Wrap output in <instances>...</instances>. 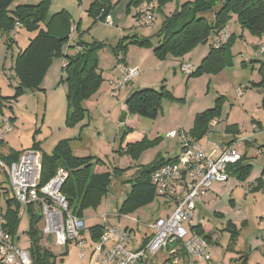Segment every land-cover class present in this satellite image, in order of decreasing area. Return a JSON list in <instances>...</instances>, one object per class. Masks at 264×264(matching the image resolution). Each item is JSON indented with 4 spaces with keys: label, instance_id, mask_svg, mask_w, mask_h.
<instances>
[{
    "label": "rangeland",
    "instance_id": "obj_1",
    "mask_svg": "<svg viewBox=\"0 0 264 264\" xmlns=\"http://www.w3.org/2000/svg\"><path fill=\"white\" fill-rule=\"evenodd\" d=\"M39 1L13 0L7 9V14L11 15L18 6L33 5ZM93 1L66 0L68 4H73L76 10L81 11H79L81 17L76 23L71 22L72 33L69 42L62 46L61 55L52 58L50 65L54 63L56 72L64 75L63 66L61 68L62 60L64 61V55L71 51L74 45L79 47L77 42L101 44L97 51L101 82L81 103L86 110L84 118L74 128L62 134L61 138L79 136V140L71 142L74 154L78 146L85 150L86 156L100 158L109 171L113 168L124 169L123 173H116L112 177L108 191L102 195L96 207L88 206L82 210V219L86 228L83 234L87 244H91L89 228L103 224L101 218L107 215V220L112 226L129 231L130 237L126 241V248L135 250L140 246L142 239L151 234L143 224L147 225L155 218L165 217L166 213L171 212L172 207L167 200L156 196L146 206L128 208L120 214L118 211L130 190L129 183L139 174L142 167L160 159L168 160L179 155L181 151L179 139L167 138V133L192 130L195 115L212 108L219 97H223L219 123L213 131L221 138L231 136L226 130L229 126L238 130L234 134L238 138L251 135L253 123L259 124L264 130V83L254 86L261 81L258 68L261 63L264 64V50L260 51L261 47L264 48V38L242 28L236 15L232 14L226 25L231 38L229 44L231 65L217 74L203 73L189 77L181 72V65L200 64L203 56H207L214 45L216 36L214 31H211L205 44L197 45L182 58L171 55L158 58L153 48L157 46L156 36L162 28L164 19L180 9L181 5L193 0H173L165 5L161 12L156 11L157 5L153 1L154 15L150 25H145L138 19L141 5H133L132 0H107L110 6L111 26L106 25L104 20L95 21L90 15L88 9ZM205 17L209 23L214 21L213 12L207 13ZM75 27H78V31ZM38 28L45 29V25L40 24ZM35 33L37 30L18 28L12 36L17 43L13 44L6 41L3 36L4 40L0 44V62L9 60L11 54L25 48V39L33 38ZM134 39L148 42L140 45L133 43ZM120 45L125 46L126 49L115 55L114 51ZM75 47L72 55L76 53ZM121 64H125L126 67H136L139 74L114 95L111 94L109 82L120 80ZM11 73L10 75L7 72L6 77L0 76V95L7 98L13 97L14 89L19 83L15 73L13 71ZM146 88L162 94L156 118L147 119L125 114L121 122L120 117L125 113L123 106L126 95ZM236 90H240V93L237 94ZM26 91V94L14 101V113L18 121L4 139V143L7 142L17 151L28 150L31 136L35 129L40 128L44 114L42 98L32 94L31 91ZM4 110L5 114L12 115L10 110ZM132 133L134 138L130 136ZM136 134L146 136V140L151 143L133 160L126 153V146L137 143V140L128 141L135 139ZM37 136L35 141L40 140L43 151L50 153L55 147V139L44 141V134ZM249 141L252 146H242L243 142H241V147L238 148L240 155L246 153L245 164L250 165L247 178L244 181H237L240 182L237 183L238 186L233 184L234 179H230L223 188L215 184L211 188L216 193L213 202L207 203L209 200L207 197L204 204L196 203L192 224L204 226L206 230H203V234L213 236L212 244L206 250L207 254L197 259V264H203L204 261L207 264H243V259H245L244 264H264V147L261 145H264V133L255 142L252 138ZM8 153L1 152L2 156ZM96 166L105 165L94 164L93 170ZM59 170L64 171L62 168ZM2 188L8 190V183H3ZM248 189L250 191L245 194ZM7 196L11 198L9 192ZM0 209H5L4 197L0 198ZM215 212L219 213L217 217ZM33 215L38 221L37 230L41 232L43 221L40 211L28 209L21 212L19 218L18 235L25 248L30 246L28 232L30 218ZM132 219H137L141 223L140 226L133 224ZM229 223L232 226H229ZM207 241L208 244L211 243L209 239ZM39 244L52 253L54 264L87 262L86 259H80L79 249L74 243L58 246L55 245L52 237L44 236ZM165 258L166 254L161 252L154 257L153 264H164Z\"/></svg>",
    "mask_w": 264,
    "mask_h": 264
},
{
    "label": "trees",
    "instance_id": "obj_2",
    "mask_svg": "<svg viewBox=\"0 0 264 264\" xmlns=\"http://www.w3.org/2000/svg\"><path fill=\"white\" fill-rule=\"evenodd\" d=\"M12 1L0 0L1 36H5L6 41L12 44L11 33L16 23H19L26 30H37V33L15 57L12 70L19 83L14 89L13 97L7 98L0 95V115H3L4 109L11 110L10 102H14L26 90L31 92L40 91V85L51 65L52 58L55 55H61V48L69 42L72 33V20L67 12L61 11L47 20L50 0H40L35 5L18 6L11 15H8L7 9ZM153 1L157 5L156 11L161 12L164 6L173 0H132L131 3L138 6L143 2ZM88 11L95 21L104 20L109 15L110 6L107 0H94ZM209 12L214 14V21L211 23L205 17ZM232 14L236 15L242 28L264 38V0H193L181 5L180 9L164 19L162 28L156 36L158 39L157 46L153 48L155 56L164 58L166 55H171L175 58H182L197 45L205 44L211 31H214L216 35L220 30L226 28ZM40 24H44L45 29H39ZM75 30L78 31V27H75ZM132 42L142 45L148 41L134 39ZM230 43L231 38L228 37L226 42L219 47H212L207 56L188 76H199L203 73L217 74L225 67L230 66ZM76 44L81 49L74 55H64L65 62L63 66V81L67 87L66 99L68 105L66 125L69 128L75 127L84 118L86 110L81 103L92 94L101 82L97 61V51L101 44L80 41ZM125 49V46L120 45L114 51V54L118 55L119 52H123ZM258 72L261 81L254 86L264 83L263 63L258 68ZM161 97L162 94L153 89L146 88L133 91L124 101L126 111L120 117L121 122L125 114L155 119ZM222 99L223 97L217 98L212 108L195 115L192 130L189 132L193 139L199 140L206 135L209 123L220 115ZM9 120L11 123L14 121L11 117ZM226 130L235 133L234 128L230 126ZM35 134L37 133H34L33 138ZM150 143L146 138H143L140 142L130 144V146L127 145L126 153L134 160ZM1 146L2 141H0V148ZM30 149L39 151L42 156L40 186L49 181L60 168L67 172L61 192L68 202L71 213L79 218H82L84 208L88 206L96 207L99 204L102 195L108 191L112 177L116 173L124 172L122 169L113 168L112 171L95 173L93 165H104L103 162L91 156L78 157L74 155L67 139L59 140L51 153L40 151L39 144L34 142ZM8 152V155L2 156L0 150V161L7 165L17 161L21 155L20 152L12 150ZM245 160V157L242 156L240 162L230 169L231 176L238 181H244L249 175L250 165L245 164ZM93 161L94 163H92ZM171 161H173V158L160 159L149 166L142 167L139 174L129 183L130 190L118 213L120 214L128 208H139L151 203L156 195L150 183V175L159 166ZM6 181V176H4L0 189ZM3 192L6 200L5 226L8 231L15 233L19 224L20 205L14 199L6 197V189ZM29 209L31 210V208ZM37 222V218L34 215L31 216L28 232L31 262L32 264H54L52 253L39 244L40 236L37 230ZM229 226L232 225L229 223ZM196 231L204 236L200 226L196 227ZM89 232L91 238L97 240L102 233V226L91 227ZM204 238L210 240L209 236L205 235Z\"/></svg>",
    "mask_w": 264,
    "mask_h": 264
},
{
    "label": "built area",
    "instance_id": "obj_3",
    "mask_svg": "<svg viewBox=\"0 0 264 264\" xmlns=\"http://www.w3.org/2000/svg\"><path fill=\"white\" fill-rule=\"evenodd\" d=\"M140 5L138 19L145 25H150L154 15V2H143ZM104 23L112 25L109 15L105 17ZM15 27L20 28L21 25L16 23ZM228 37L227 29L223 28L216 34L213 47L217 48L225 43ZM79 50V47H75L76 52ZM263 50L261 47L260 51ZM119 69L122 72L120 80L109 83L111 94L114 95L139 74L136 67L120 65ZM180 69L188 76L195 67L184 63ZM0 117L2 141L3 136L11 132L12 123L8 117ZM217 122L216 118L213 119L208 125L206 135L199 140L193 139L184 130L167 133V138L179 139L181 151L173 161L159 166L151 173L150 183L155 195L171 205V212L165 217L155 218L150 224H143L151 234L135 250L126 248L129 231L108 224L106 215L101 218L103 224L100 237L93 240L89 232L91 244H87L83 234L86 230L83 219L71 213L61 192L67 173L58 170L44 185H39L42 163L39 151L25 150L10 165L0 161V184L6 176V183L9 185V191H6L20 205L18 218L21 217V212L29 208L40 211L43 221L42 231L39 232L40 239L50 236L58 246L74 243L79 249L80 259L87 260L85 264H153L154 257L161 252L166 254L164 264H195L197 259L205 257L209 247L204 236L198 234L191 225L196 203L204 201L212 185H223L229 180L230 169L242 157L238 147L242 141H246L245 138H237L232 142L211 139L210 133ZM252 129L254 134L258 132L255 125ZM3 191L5 189L1 187L0 198L4 197L5 203ZM249 191L246 190L245 194ZM4 214L5 209H0V264H32L29 247H23L18 228L15 233L6 229ZM134 222L141 224L136 220Z\"/></svg>",
    "mask_w": 264,
    "mask_h": 264
},
{
    "label": "crops",
    "instance_id": "obj_4",
    "mask_svg": "<svg viewBox=\"0 0 264 264\" xmlns=\"http://www.w3.org/2000/svg\"><path fill=\"white\" fill-rule=\"evenodd\" d=\"M35 3V2H34ZM37 4V3H36ZM66 2V0H50V4H49V9H48V14H47V20H49L51 18L52 15L54 14H57L61 11H65L67 12L70 17H71V20H72V23H76L80 17H81V11L79 9L76 10V7L73 6V4H68ZM32 5V4H31ZM35 5V4H33ZM80 11V12H79ZM16 29L18 28H14V30L12 31L11 33V37L14 36L15 32H16ZM20 29H22V27H20ZM227 29V28H226ZM13 34V35H12ZM36 35V33H35ZM3 35L1 36L0 38V44H2V41L4 40L3 38ZM13 39V43H17L16 40H15V37H12ZM32 39L31 38H27L25 39V46H27V44L29 43V41ZM73 47V46H72ZM24 49V48H23ZM23 49L21 50H18L17 53L15 54H11L10 55V58L9 60L5 59L4 62H0V76L3 75L4 77H6L7 75V72L10 73V75L12 74L11 72L13 71V64H14V60H15V57L17 56V54L19 52H21ZM68 52H72L71 54H68ZM66 55H72L73 52H74V49L72 48V50L68 51ZM206 55V54H205ZM205 56H203L204 58ZM202 58V59H203ZM8 61V62H7ZM64 62L62 60V64H61V68L62 66L64 65ZM54 63L52 64V66L49 67L43 81H42V84L40 85V91H35V92H32V94H36L37 96H39L40 98H42L43 100V104H44V114L42 115V118H41V125H40V128L37 130L35 129L32 136H31V143L29 144V146L27 147V149H30L32 143H37L39 144V150L44 152L43 149H42V145L40 144V140H38V142L35 141L36 137H38L37 135L41 136L42 134H44V138L46 141L47 139H51V138H54V144L56 145L57 142L59 140H62V139H67L69 140V145H70V148L73 152V149H72V146H71V142L73 140H79L80 137L77 136L75 138H61V135L66 133L70 128L66 125V116H67V113H68V105H67V99H66V93H67V87H66V84L64 83V75L60 74V72H56V67L54 66ZM123 65V64H121ZM123 66L126 67V65L124 64ZM194 66V65H193ZM194 67H197V66H194ZM57 73V75H56ZM110 83V82H109ZM254 83V82H253ZM237 91V90H236ZM240 91V90H238ZM27 91H25L24 94H26ZM240 93V92H239ZM129 94L126 95V97L128 96ZM126 99V98H125ZM10 105H11V113L12 115H7L5 114V110L3 111V115L1 116H4V117H8V118H13L14 121L12 123V127H14V125L17 123L18 121V117L17 115L14 113V102L11 101L10 102ZM123 109L126 111V107L125 105L123 106ZM217 121H218V118H216ZM0 123H1V117H0ZM219 121L217 122L216 126L218 125ZM255 125L258 129V132L256 134L253 133V129H252V126ZM215 126V127H216ZM251 126V135L247 136L249 137V139L247 137H243L246 139V141H242L243 142V145L242 146H246V147H250V145L252 146V143L251 141H249L251 138L252 140L255 142L257 140L258 137H261L264 133V130L260 127V125L258 124H252ZM214 127V128H215ZM74 128V127H73ZM213 128V129H214ZM132 129V128H131ZM211 131L210 133V138L213 139V140H219V141H226V142H230L238 137H235L234 134L237 133V129L234 128V134L230 131L227 130L228 133L231 134V136L229 137H226V138H221L217 133H215L214 131ZM37 133L35 134L34 138H33V135L34 133ZM190 131H188L189 133ZM254 134V135H253ZM7 135V134H6ZM130 136H132V138H134V134L132 133ZM143 138H146V136H143L142 134H136V138L135 139H131V140H128L130 142L134 141V140H142ZM242 138V137H240ZM4 139H5V135L3 136V139H2V146L0 148L1 152H4V151H9V150H12V151H15V152H20V154H22L24 152V150H21V151H17L16 149H14L12 146L8 145L7 142L4 143ZM34 139V140H32ZM128 141L126 142V144L128 143ZM4 144V145H3ZM262 147H264L263 144H261ZM241 147V144L240 146ZM238 147V148H239ZM46 153V152H45ZM51 153V152H50ZM85 150L82 149L81 147H76V154H73L78 156V157H88V156H91V155H87L85 154ZM245 157V159L247 160V157H246V153L244 155H242ZM91 157H94V158H97L95 156H91ZM175 158V157H173ZM100 159V158H98ZM101 160V159H100ZM245 160V162H246ZM102 161V160H101ZM103 162V161H102ZM103 164L105 166H96L95 169H94V172L95 173H103V172H107L109 171L108 168L106 167V164L103 162ZM120 169V168H119ZM124 170V169H122ZM230 179H234L233 181L235 183H233L235 186H238L237 183H240V182H237L238 180L231 176L229 178ZM228 180V181H229ZM236 180V181H235ZM227 181V182H228ZM226 182V183H227ZM225 183V184H226ZM225 184L221 185V184H216V185H219L221 188H223L225 186ZM215 185V184H214ZM233 185V186H234ZM213 186V185H212ZM212 188V187H211ZM216 196V193L213 191V189L210 190V192L208 193V195L206 196V198L204 199V201L207 199L208 197V201L207 203H212L213 200H214V197ZM246 196V195H245ZM200 202V203H205V202ZM168 213H166L167 215ZM215 216L218 215L219 213L215 212L214 213ZM107 216V215H106ZM220 216V215H219ZM217 217V216H216ZM136 221H138L137 219H135ZM108 221V220H107ZM131 222L135 225L140 226L139 224L135 223L134 222V219L131 220ZM139 222V221H138ZM108 224H110L108 222ZM111 225V224H110ZM192 226L196 227L197 226H200L202 230H206L204 226L198 224V225H193L191 223ZM96 226H102V224H99V225H96ZM90 229V228H89ZM138 229V228H137ZM204 235V234H203ZM205 236V235H204ZM210 237V241L211 243L209 244V246H211L212 244V239H213V236L209 235ZM143 242H145V239H142V242L140 244V246L143 244ZM208 242V241H207ZM197 261H195V264H197ZM243 264L245 263V259H243ZM240 263V261L238 262ZM203 264H207L206 261L203 262Z\"/></svg>",
    "mask_w": 264,
    "mask_h": 264
}]
</instances>
